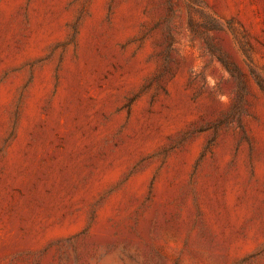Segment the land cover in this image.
<instances>
[{
    "label": "rangeland",
    "instance_id": "1",
    "mask_svg": "<svg viewBox=\"0 0 264 264\" xmlns=\"http://www.w3.org/2000/svg\"><path fill=\"white\" fill-rule=\"evenodd\" d=\"M0 264H264V0H0Z\"/></svg>",
    "mask_w": 264,
    "mask_h": 264
}]
</instances>
